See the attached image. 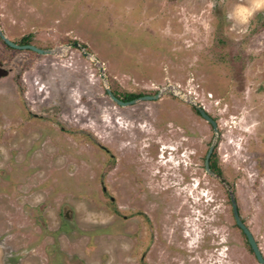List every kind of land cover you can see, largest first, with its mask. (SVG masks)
Listing matches in <instances>:
<instances>
[{"label": "rangeland", "instance_id": "rangeland-1", "mask_svg": "<svg viewBox=\"0 0 264 264\" xmlns=\"http://www.w3.org/2000/svg\"><path fill=\"white\" fill-rule=\"evenodd\" d=\"M0 28L51 51L0 38V264H260L230 193L264 255V0H0Z\"/></svg>", "mask_w": 264, "mask_h": 264}, {"label": "water", "instance_id": "water-1", "mask_svg": "<svg viewBox=\"0 0 264 264\" xmlns=\"http://www.w3.org/2000/svg\"><path fill=\"white\" fill-rule=\"evenodd\" d=\"M0 38L5 42V44L7 46H9L10 48H13V49H17V50H31V51H34L36 53L42 54V55L51 53V51H46L44 49L37 48L36 46L30 45V44L29 45H18L16 43L12 42L4 34V32L2 31L1 28H0ZM75 46L76 47H80V45H78V44H75ZM86 55L88 56L90 54L86 53ZM103 78H105V77L103 76ZM106 90H107V93H108L109 97L112 99V101H114L117 105L122 106V107H126V106H130V105L136 104L139 100L140 101L157 100V99H159L160 94H161V93H158L155 96H144V97H141L140 99H135V100H131V101H127L126 102V101H122L121 99L117 98L113 94V92L111 91V89L109 87ZM196 109L199 112V114L201 115V117L203 119H205L213 127V129H214V131L216 133H218V124H217L216 120H214L205 111V109L201 108L199 105H196ZM213 152H214V147L211 146L209 151H208V154L206 156L205 169H206L207 173L214 175V173L210 169V159H211V156H212ZM217 177L222 181V183L227 185V181L223 177H221V176H217ZM230 196H231L233 214H234V218H235L236 224L242 230L244 235L246 236L247 241H248V243H249V245H250V247H251V249H252V251H253V253H254L255 257H256V259H257V261L260 264H264V255L262 254V251L260 250L259 245L256 242V239H255L254 235L252 234V232L248 229V227L243 222L242 217L240 216L238 205H237V202H236V199H235L233 193H230Z\"/></svg>", "mask_w": 264, "mask_h": 264}, {"label": "trees", "instance_id": "trees-1", "mask_svg": "<svg viewBox=\"0 0 264 264\" xmlns=\"http://www.w3.org/2000/svg\"><path fill=\"white\" fill-rule=\"evenodd\" d=\"M24 44H29L28 43V41L26 40L25 41V43ZM113 94L117 97V98H119V96L117 95V93L116 92H113ZM136 98V96L135 95H127L125 98H120V99H122L123 101H131V100H134ZM198 114H199V112H198ZM210 169L212 170V171H215V172H217V173H220V171H217V165H216V163H215V154H213L212 155V157H211V159H210Z\"/></svg>", "mask_w": 264, "mask_h": 264}]
</instances>
